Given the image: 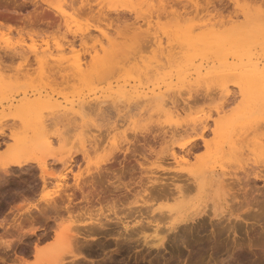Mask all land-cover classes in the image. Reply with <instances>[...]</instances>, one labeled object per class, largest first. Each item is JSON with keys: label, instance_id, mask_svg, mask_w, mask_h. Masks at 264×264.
<instances>
[{"label": "rangeland", "instance_id": "obj_1", "mask_svg": "<svg viewBox=\"0 0 264 264\" xmlns=\"http://www.w3.org/2000/svg\"><path fill=\"white\" fill-rule=\"evenodd\" d=\"M36 1L37 10H47L45 20H28L27 13L35 10L29 2L26 7L19 6L21 14L11 12L14 7L10 5L7 17H0V170L7 169L5 166L13 152L36 158V162L23 167L9 166L7 173L0 174V201L11 189L16 190L11 211L5 214V208L0 207V240H11V248L0 254L6 260L3 264H53L58 257L55 252H60L63 246L60 242L57 245L51 219L47 224L40 220L33 226L24 222L20 239L11 225L24 221L28 213L36 215L35 207L44 204L40 197L45 191L54 190L61 181L71 185L73 175L80 171L84 175L81 180L85 181L89 178L85 174L87 169L120 168L119 163L125 164L127 171L132 168L130 174L121 176L118 169V178L111 181L119 186L114 192L107 191L110 196L104 194L105 201L101 197V204L96 200L87 204L83 213L119 216L129 231L120 223L113 225L114 230L124 235L128 232L127 239L118 237L122 242L118 238L108 241L100 236L102 240L98 244L103 239L111 243L103 251L97 247L86 253L78 264H264V90L246 84L241 91L236 78L231 76L219 82L195 81L192 69L188 70L191 73L186 77L190 79L188 82H181L177 75L178 67L188 60L194 59L195 64L208 62L214 58L210 51L220 47V52H227L233 46H252L256 42L252 51L262 59L264 0H88L91 5L83 7L78 0L76 4L70 0ZM242 33H247L248 42L233 41ZM202 48L210 54L203 57ZM77 57L83 63L80 69L71 63ZM224 82L227 90L222 86ZM168 85L172 89L167 90ZM154 86H161L163 90L159 98L150 102L132 99L134 91ZM106 120L109 122L105 123ZM134 124L139 125V130ZM250 142L252 148H247ZM187 151L189 160L179 168L176 162H181ZM70 153L74 155L69 162L73 166L67 164L66 169L58 159L67 158ZM37 159L45 162L41 165L46 171L54 172L52 176L44 175L45 186ZM254 171L260 177L252 176ZM62 174L67 175L66 179ZM192 174L202 184L205 182V187L200 194L192 190L187 197L190 201L187 199L184 205H180L182 193L172 191L173 186L170 194L177 200L170 198L172 195L168 200L155 192L147 190L144 194L142 191L143 184L150 186L161 180L173 181L176 185L188 181V185ZM236 177L241 182L248 180L245 189L249 195L236 191L233 183ZM122 183L130 188L129 193ZM227 185L236 188L230 192ZM225 189L230 194L236 192L239 199L234 203ZM113 193H119L116 212L109 211L107 203L115 196ZM78 196L75 201L81 200ZM223 207L231 210L240 207V217L220 220L210 217L212 208L220 212ZM201 210L205 213L195 216ZM181 214L193 215L195 220L180 223L168 231V225ZM63 219L67 220L66 214ZM32 228L33 234L27 232ZM162 234L165 235L163 244L157 241ZM99 238L93 240L95 245Z\"/></svg>", "mask_w": 264, "mask_h": 264}, {"label": "bare ground", "instance_id": "obj_2", "mask_svg": "<svg viewBox=\"0 0 264 264\" xmlns=\"http://www.w3.org/2000/svg\"><path fill=\"white\" fill-rule=\"evenodd\" d=\"M25 1L26 0H22L21 2H22V4H20L19 5V2L20 1H18V3H16V1H12V3L10 2V0H0V17H7V14L10 12V10H8V6H10V5H12L14 8H13V10H11V12H14V13H19V14H21L22 12H20V9H19V6H21L22 8H23V6H25V4L27 3V2H29L30 4H32L33 6L34 5H37L38 3H37V1L36 0H27L26 1V3H25ZM71 1V3H75V0H70ZM69 1V2H70ZM81 2L80 4L81 5H91L89 2H88V0H78V2ZM20 2V3H21ZM78 2H76V3H78ZM75 3V4H76ZM67 4V3H66ZM2 5V6H1ZM72 5V4H71ZM11 6V7H12ZM17 7H18V9H19V11L17 10ZM26 7V6H25ZM87 7V6H86ZM16 8V10H14ZM21 8V9H22ZM45 8V7H44ZM81 8V7H80ZM80 8H78V9H80ZM34 9L35 10H33V12L31 13V11H29V13H27V12H25V13H27L28 15H26V17L28 18V20H30V21H39L40 19H44L45 18V16H46V14H45V11H47V10H45V11H43L42 12V10H37L36 9V7L34 6ZM59 9L61 10L62 8L61 7H59ZM263 9V8H262ZM32 10V9H31ZM49 10V9H48ZM17 16V15H16ZM49 17V16H48ZM257 18H260V17H258L257 16ZM256 18V19H257ZM45 20V19H44ZM259 20V19H258ZM260 22V21H259ZM261 22H262V20H261ZM245 23V22H244ZM33 24V23H32ZM41 25V24H40ZM214 25V24H213ZM237 27V26H236ZM217 28V27H216ZM215 28V29H216ZM233 28V27H232ZM138 29V28H137ZM235 29V28H234ZM193 30V29H192ZM230 30H231V28H230ZM233 30V29H232ZM85 32V31H84ZM244 32V31H243ZM232 33H233V31H232ZM232 33H230V34H232ZM140 34V32H138V34L137 35H139ZM147 35L149 34V33H146ZM230 34H228V36H230ZM143 35V34H142ZM140 36V35H139ZM139 38V37H138ZM137 38V39H138ZM141 38H142V36H141ZM248 36H247V33H242L241 34V36L240 37H237V38H235V39H233V41H235V42H239V43H245V42H248ZM261 39H262V41L264 42V30H261ZM127 40V39H126ZM146 40V39H145ZM135 41V40H134ZM147 41V40H146ZM143 43V42H142ZM261 43V42H260ZM255 44H256V42H255ZM255 44H253V45H255ZM252 45V46H253ZM252 46H250L249 44H245L244 46H233V47H231V51H229V50H227V52H220L221 51V47L219 48V49H212L213 47H211V51H210V53H212V55H213V59L212 60H210V61H208V62H204V63H202V61H200V63H198V64H195L194 63V59H190V60H188V63L187 64H183V66H179L178 67V69H177V75H178V79H180V81L182 82V81H187L188 82V80H190V79H186V77H188V76H190L191 75V73L192 74H194L195 75V78H196V80L195 81H197V79H200V80H207L208 82H211V80H215V81H222V80H224L226 77H228L229 78V76H231V78H236V80H237V84H238V86H239V88H240V90L242 91V87L244 86V85H253V86H259L260 88H262L263 90H264V81H262L261 80V73L262 72H264V56L262 57V59H260V56L258 57V54L256 55V53H254L253 51H252ZM136 46H133V48H135ZM139 48H141L140 46H139ZM35 49V48H34ZM203 49L204 48H202L201 50H200V52H201V55L203 56V57H206L207 56V53H209V51H207V52H204L203 51ZM207 49V48H206ZM123 50V49H122ZM138 50V49H137ZM261 50V49H260ZM223 51V50H222ZM258 51V50H257ZM263 51V50H262ZM120 53V52H119ZM129 53V52H128ZM127 53V54H128ZM131 53V52H130ZM209 53V54H210ZM260 53V52H259ZM264 53V52H263ZM263 53H260L261 55L263 54ZM13 54H14V51H13ZM123 54H125V53H123ZM117 55V54H116ZM131 55V54H130ZM136 55H137V53H136ZM17 56V55H16ZM76 56H78V55H76ZM75 56V57H76ZM117 56H119V55H117ZM139 56V55H138ZM170 56V55H169ZM211 56V55H210ZM123 57V56H122ZM130 57H132V56H130ZM189 57V56H188ZM212 57V56H211ZM127 58H128V56H127ZM167 58H169L168 57V55H167ZM208 58V57H207ZM210 58V57H209ZM113 59V58H112ZM129 59V58H128ZM131 59V58H130ZM74 60V59H73ZM81 60V59H80ZM80 60H78V57L74 60V61H72L71 63H73L77 68H81L82 67V60L80 61ZM120 60H122V59H120ZM134 60V59H133ZM202 60V59H201ZM204 60V59H203ZM137 61H138V59H137ZM126 62V61H125ZM124 62V63H125ZM120 63V62H119ZM72 64V65H73ZM74 66V67H75ZM75 67V68H76ZM190 69H192L191 70V73H188L189 71H190ZM189 70V71H188ZM113 71V70H112ZM142 71V70H141ZM233 76V77H232ZM230 78V79H231ZM186 79V80H185ZM178 82V83H181V82ZM206 81V82H207ZM200 82V81H199ZM202 82V81H201ZM207 82V83H208ZM177 83V84H178ZM213 83H214V81H213ZM217 83V82H216ZM225 83V82H224ZM222 84V86H224V89H228L227 88V86H226V83L225 84ZM182 84V83H181ZM185 84H187V83H185ZM184 84V85H185ZM203 84V83H202ZM139 85V84H138ZM216 85V84H215ZM203 86V85H202ZM209 86V85H208ZM195 87V86H194ZM161 86H154V87H152V88H150V89H148V90H136V91H134L135 92V94L132 96V99H136L137 100V102L138 101H140V100H142V101H144V102H150V101H153V100H155V99H157V98H159L160 96H161V94L163 95V90L161 91ZM167 90L168 89H172V85H168L167 87ZM165 88V89H166ZM261 89V90H262ZM223 90V89H222ZM260 90V89H259ZM174 91V90H173ZM131 92H133V91H131ZM133 92V93H134ZM165 93V92H164ZM126 94V93H125ZM128 95V94H127ZM121 96V95H120ZM125 97V96H124ZM127 97H129V95L127 96ZM130 97H131V95H130ZM139 99V100H138ZM163 99V98H162ZM165 99V98H164ZM145 100H147V101H145ZM159 101V100H158ZM162 101V100H161ZM172 102V101H171ZM165 103V101L163 100L162 101V104H164ZM167 103V102H166ZM174 103V102H173ZM158 104V103H157ZM160 104H161V102H160ZM26 106H28V104L26 103V105H25V107ZM30 106H32V105H30ZM30 106H29V109H31L30 108ZM162 105H160L159 107H161ZM164 106V105H163ZM170 107V106H169ZM183 107V106H182ZM175 108V107H174ZM26 109V108H25ZM109 112V111H108ZM144 112V111H143ZM238 118H241V117H238ZM199 120V119H198ZM206 121V120H205ZM204 121V122H205ZM193 122H194V120H193ZM202 122V121H201ZM200 122V123H201ZM217 121H215V123H216ZM219 122V121H218ZM200 123H198V124H200ZM197 124V123H196ZM202 124V123H201ZM206 124V123H205ZM205 124L203 125V127L202 128H204L205 127ZM218 124V123H217ZM217 124H215V125H217ZM232 125H234V124H232ZM232 125H231V127H232ZM192 127V126H191ZM235 127H236V125H235ZM113 128V127H112ZM237 128V127H236ZM235 130V129H234ZM200 135H201V133H200ZM236 135V134H235ZM204 136V135H203ZM238 136V135H237ZM241 137H243V136H239V138H241ZM245 137H246V135H245ZM261 137V136H260ZM46 138V137H45ZM61 138V137H60ZM249 137H247V139H248ZM251 138V137H250ZM255 138V137H254ZM256 138H258V136L256 137ZM195 139H197V137L195 138ZM258 139H260V138H258ZM227 140V139H226ZM242 140H244L245 141V139L243 138ZM242 140H241V142H242ZM249 140V139H248ZM247 140V142H249ZM262 140V139H261ZM203 141V140H202ZM237 141V140H236ZM252 141V140H251ZM262 141H264V140H262ZM234 142V141H233ZM198 143V142H197ZM243 143V142H242ZM251 143V146H247V148L249 147H251L252 148V142H250ZM47 144H48V142H47ZM65 144V143H64ZM192 144V143H191ZM191 144H190V146H191ZM235 144H236V142H235ZM50 145V144H49ZM66 145V144H65ZM196 145V144H195ZM198 145V144H197ZM243 145V144H242ZM245 145V144H244ZM244 145H243V147H244ZM246 145H247V143H246ZM245 145V146H246ZM248 145H250L249 143H248ZM258 145V144H257ZM207 146V145H206ZM238 146V145H237ZM241 146V145H240ZM185 148V147H184ZM187 148H189V147H187ZM244 148H246V147H244ZM191 149V148H190ZM230 150L229 151H231L232 150V152H234L235 150H233V149H231V148H229ZM240 149V148H239ZM255 149V148H254ZM76 151V150H75ZM227 151V150H226ZM83 152V151H82ZM192 152V154H193V151H191ZM239 152V151H238ZM238 152H236L237 153V155H239V153ZM244 152V151H243ZM251 152V151H250ZM84 153V152H83ZM186 153V152H185ZM225 153V152H224ZM257 153V152H256ZM71 155H69L67 158H64V159H62V158H60V159H58V162H60L61 164H63L64 165V167L67 169L68 168V166L70 165V166H73V165H71V163H69V162H72L73 161V158H74V155H72V153H70ZM214 154V153H213ZM217 154V153H216ZM234 154H235V152H234ZM171 155V154H170ZM172 155H173V157L175 158V155H174V152L172 153ZM35 155H32V157H30V156H23L22 155V153H20V152H13V153H11L10 154V158H9V161L7 162V164H6V166L5 167H9V166H16V167H23V166H25V165H27L28 163H30V162H36V158H34L33 159V157H34ZM188 156L190 157V153L187 151V154L186 155H182V160H181V162H176L177 163V166H179V168L180 167H182V165H184V163L186 164V162L189 160V158H188ZM192 156V155H191ZM234 155H232V157H233ZM241 157H243V156H241ZM59 158V157H58ZM76 158V157H75ZM219 158H221V157H219ZM233 158H235V157H233ZM239 158V157H238ZM250 158V157H249ZM248 158V159H249ZM214 159V158H213ZM239 159H241V158H239ZM243 159V158H242ZM246 159V158H245ZM54 160H56V158L54 159ZM37 161H38V159H37ZM57 161V160H56ZM75 161V160H74ZM215 161H216V159H215ZM238 161V160H237ZM236 161V162H237ZM240 161V160H239ZM254 161V160H253ZM39 162V161H38ZM37 162V163H38ZM112 162H114V161H112ZM111 162V163H112ZM232 162V161H231ZM40 163V165H38L41 169H42V172H43V175L41 176V178H42V180H43V186H45V184L47 183L46 181H45V177H44V175L46 174V175H50V176H52V175H54L52 172H48V171H46L47 169H45V166H43V165H41L42 163H45V162H39ZM38 163V164H39ZM207 163H208V161H207ZM68 164V166H66ZM211 164V163H210ZM232 164V163H231ZM236 164V163H235ZM238 164V163H237ZM246 164H248V163H246ZM76 165V164H75ZM125 165V164H124ZM122 163H119V167L120 168H106V169H103V168H97V169H95V171H90L89 169H87L86 170V172H85V174H87V177H89V178H86V180L85 181H82L83 180V178H84V175H82V173H81V171L80 172H78L77 174H74L73 175V183L70 185V184H67V182L66 181H61L60 183H58V184H56V188L54 189V190H52L51 192H50V190L48 191H45L44 192V194L42 195V196H44L45 194H48V196H46L45 197V199H43V205L41 206V207H37L36 205L37 204H35V208H36V212H37V214L36 215H33V214H35V213H33L32 215L31 214H29L28 213V215H27V217L26 218H24V221H20V222H17L16 221V223L14 224V225H11V227L13 228L12 230H14L15 231V236H16V238H18V239H20V237L23 235V233H24V231H23V227H22V224L24 223V222H27V223H29L30 225H34V223L35 222H37V221H43L44 223L46 222V224H47V222H49L50 221V219H51V222L53 223V225L55 224V227H54V235H55V238H56V240H58V244L57 245H59V242H60V245L61 246H63V248H62V250L60 251V252H55V255H56V253L58 254V257H57V255H56V260H54V263L53 264H66V263H71V264H78L79 263V260H80V258H84V257H86L85 255H86V253H88L89 254V252L91 253V251L93 250L94 251V249L96 250L97 249V247L98 248H100L102 251L105 249V247H106V244L107 243H111V242H107V243H105V242H103L104 241V239H103V241L100 243V244H98L101 240H100V236H102V238H106L105 240H108V239H112L113 241L114 240H116L118 237L119 238H122V240H123V238L126 240L127 239V237L125 236V235H128V232L124 235L123 233H121L120 232V230L118 231V230H114V227H113V225H115V224H118V223H120L121 225H122V227L124 228V230H126V228H127V226H126V224L127 223H123V222H121L122 220H121V218L119 217V216H114V217H110L109 215H107V214H99V215H97V216H86V214L85 213H83V211H84V209L87 207V204H89V203H91L92 201H94V200H96V202L98 203H100V202H103L102 200L104 199V201H105V196L107 195L108 197L110 196V195H108L106 192L107 191H110V193H111V191H113L114 192V188L116 187V186H119V184L117 183V184H115L114 183V181H111V179H114V178H118L117 176L119 175V173H118V169H119V172H120V174H121V176H125V175H127V174H130V170L132 169V168H129V170L127 171V170H125V166H124ZM234 165V164H233ZM130 166V165H129ZM231 166V165H230ZM241 166V165H240ZM8 167H7V169H8ZM71 168V167H70ZM69 168V169H70ZM185 168V167H184ZM189 168V167H188ZM6 168H4V173L3 174H5V173H7V170ZM66 169H64V170H66ZM246 169V168H245ZM244 168H243V170H245ZM248 169V168H247ZM27 170V169H26ZM176 170V169H175ZM225 170V169H224ZM249 170V169H248ZM70 171V170H69ZM212 171V170H211ZM223 171V170H222ZM242 171V170H241ZM246 171V170H245ZM83 172V171H82ZM176 172V171H175ZM194 172H195V170H194ZM200 172V171H199ZM234 172V171H233ZM247 172V171H246ZM255 173H251V175L252 176H255V178H256V176H259L260 177V175H258V174H256L257 172L256 171H254ZM259 172V171H258ZM64 173V172H63ZM178 173V172H177ZM187 173H188V171H187ZM204 173V172H203ZM214 173V172H213ZM223 173V172H222ZM236 173H238L237 171H236ZM245 173V172H244ZM248 173V172H247ZM9 174V173H8ZM52 174V175H51ZM174 174V173H173ZM179 174V173H178ZM176 175V173L174 174L176 177L177 176H179L180 174H181V172H180V174L179 175ZM183 174V173H182ZM212 174V173H211ZM227 174V173H226ZM246 174V173H245ZM2 175V174H1ZM31 175V174H30ZM63 175H65V174H62L61 175V177L62 178H65L66 179V176H63ZM184 175H185V173H184ZM184 175H183V177H184ZM231 175V174H230ZM232 175H233V173H232ZM236 175V174H235ZM234 175V176H235ZM86 176V175H85ZM175 176H173V177H175ZM202 176V175H201ZM238 176V175H237ZM247 176H248V174H247ZM55 177V176H54ZM58 177H60L59 175H58ZM81 177H83V178H81ZM170 177V176H169ZM175 177V178H176ZM181 177V176H180ZM186 177V176H185ZM243 177V176H242ZM258 177V178H259ZM56 178V177H55ZM69 178V177H68ZM188 178V177H187ZM204 178V177H203ZM203 178H202V181H203ZM205 178H206V176H205ZM230 178V177H229ZM263 178H264V176H263ZM1 179H2V177H1ZM64 179V180H65ZM82 179V180H81ZM184 179V178H183ZM189 181L191 182L190 184L188 183V185H187V183L186 182H188V181H186L185 183H183L184 184V187H182L183 186V184L181 185H176V183L175 182H166L165 180H161L160 182H156V183H152L150 186H147V185H145V184H143V186H142V191L144 192V194L145 193H148L149 191L151 192V193H153V192H155L156 194H158V195H160L159 197H162L163 196V198L164 197H166L165 199H168L169 200V195L171 196L172 194H170V190H171V188H172V186H173V189H172V191L174 190V189H176L177 191H176V193H180L181 194V201H180V205H184V203H186V201H187V197H188V194L192 191V190H196L197 191V193L198 194H200V192L204 189V187H205V182L202 184L201 182H200V180H199V177L197 176V175H195V174H192V175H189ZM230 179H232V178H230ZM230 179H229V181H230ZM241 178H239V177H236L235 179H234V181H233V183H234V185H236L237 186V189H236V191H242L243 192V196L245 195L246 196V194H250V193H248V190H246L245 188L247 187V185H249L247 182H248V180H247V182H241V180H240ZM250 179V178H249ZM261 179V178H260ZM115 180V179H114ZM177 180H179V178H177ZM221 180H222V178H221ZM224 180V179H223ZM245 180V181H246ZM252 180V179H251ZM255 180V179H254ZM185 181V180H184ZM224 181H226V180H224ZM228 181V182H229ZM42 182V181H41ZM49 182V181H48ZM180 182V181H179ZM227 182V181H226ZM252 182H253V180H252ZM50 183V182H49ZM220 183V182H219ZM264 183V182H263ZM49 185V184H48ZM230 185V184H229ZM232 186V187H230V186H228L227 185V191H230L231 192V190L233 189V187H235L236 188V186ZM252 185H254L253 183H252ZM122 187H124L125 189H126V192H130L131 190H130V188L129 187H127L125 184H123L122 183V185H121ZM185 186H186V188H185ZM262 186V185H261ZM35 187H36V185H35ZM181 187V188H180ZM33 188V187H32ZM185 188V189H184ZM252 188H253V186H252ZM254 188H256V187H254ZM29 189H31V188H29ZM35 189V188H34ZM182 189V190H181ZM224 189V188H223ZM226 189H225V191H226ZM147 190H149L148 192H147ZM185 191V194L183 193V192ZM226 191V192H227ZM233 191V190H232ZM126 192H125V194H126ZM222 192V191H221ZM259 192V191H258ZM227 193H229V192H227ZM260 193H261V190H260ZM80 195V196H78V197H80L81 198V200L80 201H75L76 199H77V195ZM104 194H106V195H104ZM103 195V196H102ZM113 195H115L113 198H112V200L110 201L109 199V202H107V203H109V206H108V209H109V211H112V212H116L117 211V208H116V204H115V201H117V200H119L118 198H117V195H119V193L116 195V194H114L113 193ZM112 195V196H113ZM223 195H224V191H223ZM228 195V194H227ZM226 195V196H227ZM229 195H231V199L233 200V202L236 200V199H239L238 197V194L235 192V193H233L232 192V194H230L229 193ZM240 195V194H239ZM242 195V194H241ZM240 195V196H241ZM262 195V194H261ZM167 196H168V198H167ZM178 196H180V195H177V197ZM257 196V195H256ZM12 197V196H11ZM101 197L103 198L102 200H101ZM128 197L129 196H127V195H125V198L126 199H128ZM153 197V196H152ZM156 197V196H155ZM159 197H157V198H159ZM173 197V195L170 197V198H172ZM215 197V196H214ZM26 198V197H25ZM220 198V197H219ZM245 198V197H244ZM256 198V197H255ZM258 199L260 198L259 196L257 197ZM6 199V198H5ZM28 199V198H27ZM147 199H151V196H150V198H149V196H148V198ZM146 199V200H147ZM153 199V198H152ZM173 199H174V197H173ZM242 199V198H241ZM25 200V199H24ZM145 200V201H146ZM174 200H177V199H174ZM189 201H190V198L188 199ZM229 200V199H228ZM245 200V199H244ZM244 200H243V202H244ZM34 201V200H33ZM106 201H107V197H106ZM147 201H149V200H147ZM178 201V202H179ZM252 201V200H251ZM255 201V200H254ZM41 202V201H40ZM82 202L84 203V205H81L82 204ZM250 202V201H249ZM257 202H258V200H257ZM130 202H128V204H129ZM177 203V202H176ZM235 203V202H234ZM233 203V204H234ZM239 203H240V201H239ZM245 203V202H244ZM247 203V202H246ZM251 203V202H250ZM250 203H248V205L247 206H249L250 205ZM26 204V203H25ZM101 204V203H100ZM127 204V205H128ZM241 204H242V202H241ZM253 204H255V203H253ZM261 204V203H260ZM239 205V204H238ZM245 205V206H246ZM263 206H264V204H262ZM261 205V206H262ZM209 206V205H208ZM237 206V205H236ZM235 206V207H236ZM240 206V205H239ZM246 206V207H247ZM257 206V205H256ZM255 206V207H256ZM210 207V206H209ZM244 207V206H243ZM251 207H252V205H251ZM182 208V207H181ZM238 208V209H237ZM236 209H233V210H235V212L233 211V210H231L230 208H228V207H223L222 209H221V211L220 212H216V209H214V208H212V210H211V215H210V217H218V219L220 220V219H222V218H225V219H229L231 216H235V217H240V212L239 211H241V210H239L240 209V207H237ZM241 208H242V206H241ZM250 208V207H249ZM256 208H259V207H256ZM127 209H128V206H127ZM140 209H142V208H140ZM33 210V209H32ZM129 210H131V208L129 209ZM129 210L127 211L128 213H129ZM165 210V209H164ZM163 210V211H164ZM251 210V209H250ZM253 210V209H252ZM74 211H76L77 213H75L74 214ZM131 211H133L134 212V209L133 210H131ZM136 211H137V208H136ZM140 211V210H139ZM142 211L143 210H141V213H142ZM209 211V210H208ZM243 211V210H242ZM255 211H262V210H255ZM132 212V213H133ZM145 212V211H144ZM153 211H151V213H152ZM165 212V211H164ZM167 212H170V210L168 211L167 210ZM172 212V211H171ZM207 212V211H206ZM251 212V211H250ZM263 212V214H264V211H262ZM54 214V215H52V214ZM127 213V214H128ZM195 213V212H194ZM197 213V212H196ZM202 213H205V210H201L200 212H198L195 216H200V215H202ZM225 213V214H224ZM253 213V212H252ZM255 213V212H254ZM253 213V214H254ZM257 213H259V212H257ZM64 214H66V217H67V220H65V219H63V217H64ZM116 214V213H115ZM138 214V213H137ZM143 214H145V213H143ZM164 214V213H163ZM162 214V215H163ZM139 216H142V214H138ZM161 215V214H160ZM169 215H172L171 213L169 214ZM169 215H166L165 217H167L168 216V219L170 218V216ZM177 215H178V213H177ZM224 215H226V216H224ZM251 215V214H250ZM127 216H130V214L129 215H127ZM132 216V215H131ZM153 216V215H152ZM179 216V215H178ZM195 216H186V215H183L182 216V214H181V216L180 217H177V219H175L174 218V220H172V223L170 224V225H168V231L169 230H173V229H175L176 227H177V225L178 224H180V223H185V222H187L188 220L189 221H193V220H195ZM244 216V215H243ZM203 217V216H202ZM201 217V218H202ZM246 217V216H245ZM253 217H255V216H253ZM259 217V216H258ZM260 217H261V215H260ZM138 218V217H137ZM153 218V217H152ZM156 218V217H155ZM161 218H163V217H161ZM160 218V219H161ZM262 218V217H261ZM60 219V221H58ZM61 219H63V221H66L65 223H66V225L64 224V222L61 220ZM139 219V218H138ZM143 219V218H142ZM145 219V218H144ZM159 219V220H160ZM164 219V218H163ZM162 219V220H163ZM232 219V218H231ZM253 219V218H252ZM161 220V221H162ZM235 220V219H234ZM246 220V219H245ZM254 220V219H253ZM259 220V219H258ZM139 221V220H138ZM207 222V221H206ZM230 222V221H229ZM52 223H50V224H48V226L50 225L51 226V224ZM139 223H142V221L140 222L139 221ZM163 223H164V221H163ZM166 223H169V222H166ZM212 223H214V222H212ZM223 223V222H222ZM1 224V223H0ZM45 224V225H46ZM145 225H146V223H144ZM160 224V223H159ZM158 224V225H159ZM186 224V223H185ZM187 224H189V223H187ZM253 224V223H252ZM65 225V226H64ZM141 226H142V224H140ZM157 225V226H158ZM201 225V224H200ZM222 225H224V224H222ZM3 226V225H2ZM117 226V225H116ZM119 226V225H118ZM117 226V227H118ZM137 226V225H136ZM135 226V227H136ZM181 226V225H180ZM190 226V225H189ZM263 226V225H262ZM138 227V226H137ZM152 227V226H151ZM225 228H226V226H224ZM223 227V228H224ZM3 228V227H2ZM5 228V227H4ZM35 228V227H34ZM142 228V227H141ZM188 228V227H187ZM224 228V229H225ZM6 229V228H5ZM119 229V228H118ZM140 229V228H139ZM161 229V228H160ZM200 229V228H199ZM222 229V228H221ZM224 229H222V230H224ZM7 230V229H6ZM127 230H128V228H127ZM163 230V229H162ZM230 230V229H229ZM8 231V230H7ZM129 231V230H128ZM164 231H165V228H164ZM167 231V230H166ZM196 231V230H195ZM27 232H30V233H32L33 234V228L32 229H29ZM123 232H125V231H123ZM164 233V232H163ZM166 233V232H165ZM217 233V232H216ZM14 234H13V236H14ZM52 234V233H51ZM129 234H131V232L129 233ZM160 234V236H161V233H159ZM170 234V233H169ZM49 235V234H48ZM53 235V236H54ZM157 235H158V232H157ZM163 235V234H162ZM12 236V237H13ZM14 236V237H15ZM47 236V235H46ZM164 236L165 235H163L161 238L160 237H158L159 238V240H158V238H157V241H160V243L161 244H163V238H164ZM167 236V235H166ZM132 237V236H131ZM96 238V239H95ZM97 238H99V241L97 242L96 241V245L94 244V242H95V240H98ZM118 238V240L119 241H121L120 239ZM133 238V237H132ZM140 238V237H139ZM95 239V240H94ZM130 239V238H129ZM135 239V238H134ZM154 239V238H153ZM4 240V239H3ZM93 240H94V242H93ZM111 240V241H112ZM117 240V242H118V244L120 243L119 241ZM155 240H156V238H155ZM11 241V240H10ZM10 241L9 242H6L5 240L4 241H2V240H0V254L2 253V252H5L8 248H11V243H10ZM108 241H110V240H108ZM112 241V242H113ZM131 241V240H130ZM150 241H152V240H150ZM93 242V243H92ZM122 242V241H121ZM125 242V241H124ZM127 242V241H126ZM133 242V241H132ZM135 242V241H134ZM147 242V241H146ZM145 242V243H146ZM155 242V241H154ZM150 243V242H149ZM117 244V245H118ZM124 244V243H123ZM153 244V241H152V243H151V245ZM156 244V243H155ZM94 245H95V247H94ZM107 245H109V244H107ZM125 245V244H124ZM146 245H148V244H146ZM150 245V244H149ZM150 245V246H151ZM200 246V245H199ZM59 247V246H58ZM152 247V246H151ZM257 246H255V248H256ZM50 248H52V247H50ZM252 248H254V247H252ZM49 249V248H48ZM48 249H47V251H48ZM52 249H55L56 250V247H54V248H52ZM115 249V248H114ZM60 250V249H59ZM13 251V250H12ZM11 251V252H12ZM49 251H50V249H49ZM101 251V252H102ZM7 252V251H6ZM100 252V251H99ZM111 253H112V251H111ZM7 254V253H6ZM108 254V253H107ZM54 255V256H55ZM111 255V254H110ZM109 255V256H110ZM77 258H79V259H77ZM109 258V257H108ZM86 259V258H85ZM6 260L2 257V256H0V262L3 264L4 262H5ZM130 262V261H129ZM68 263V264H69ZM126 263V262H125ZM81 264V263H80ZM119 264V263H118Z\"/></svg>", "mask_w": 264, "mask_h": 264}, {"label": "flooded vegetation", "instance_id": "obj_3", "mask_svg": "<svg viewBox=\"0 0 264 264\" xmlns=\"http://www.w3.org/2000/svg\"><path fill=\"white\" fill-rule=\"evenodd\" d=\"M11 189V188H10ZM12 191L10 193L7 194V197L6 199L5 198H2V200L0 201V207H4L5 210H4V213L7 214L9 213L11 210H10V206L11 205V201L14 199V196H13V193H15L16 190L11 189ZM24 191H28L27 188H23ZM13 196V197H11Z\"/></svg>", "mask_w": 264, "mask_h": 264}, {"label": "snow or ice", "instance_id": "obj_4", "mask_svg": "<svg viewBox=\"0 0 264 264\" xmlns=\"http://www.w3.org/2000/svg\"><path fill=\"white\" fill-rule=\"evenodd\" d=\"M100 6L103 7L104 5H100ZM82 7H83V5H82ZM262 30H264V13H262ZM261 80L264 81V72L261 73ZM108 122H109L108 120L105 121V123H108ZM133 127H135L137 130H139V125L134 124ZM2 172H3V170H0V174H2ZM46 196H48V194L41 196L40 199L43 200V199H45Z\"/></svg>", "mask_w": 264, "mask_h": 264}]
</instances>
